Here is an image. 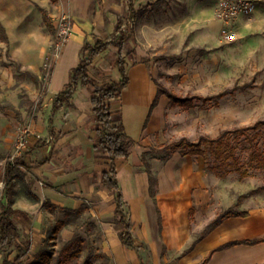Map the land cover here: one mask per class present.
I'll use <instances>...</instances> for the list:
<instances>
[{
    "label": "rangeland",
    "instance_id": "374dc122",
    "mask_svg": "<svg viewBox=\"0 0 264 264\" xmlns=\"http://www.w3.org/2000/svg\"><path fill=\"white\" fill-rule=\"evenodd\" d=\"M216 1L145 0V6L136 4L139 12L134 18L128 16L127 0H94L90 7L93 13L98 8L105 11L102 34L106 39L120 35L109 28L119 17L123 19V28L133 26L122 54L135 49L133 55L149 65L160 92L206 97L234 87L225 96L213 100L197 97L187 106L172 105L169 99L163 130L156 133L155 142L140 155L142 167H145L143 157L151 161L174 153L158 152L164 145L182 139L197 143L201 136L216 137L223 129L234 130L264 120V0L259 4L262 12L245 17L247 23L240 22L238 38L231 42L221 37V22L214 14ZM38 5L48 9L52 26L43 21ZM0 14L15 33L29 31L30 44L39 51L44 68L39 85L31 75L21 74L18 68L22 63L14 51L15 42H6L0 34V64L11 65L13 71V84L6 86L9 92L4 102L10 100L17 105V110L9 114L7 135L0 125L1 207L7 201L3 194L7 161L14 163L16 190L21 195L26 193L20 165L29 148L18 151L17 139L23 129H28L29 135L37 133L36 123L44 107L38 99L47 90L54 69L57 33L62 23L72 28L74 23L85 21L63 14L58 0H0ZM24 48L31 58L35 56L29 54L26 44ZM117 54L116 47H111L104 56L107 61L104 84L116 77L110 65ZM194 149L197 148L182 142L176 151L187 153ZM201 150L203 154L198 155L204 157L206 170L217 180L212 183L221 190L222 204L241 196V201H247L249 207H264V189H261L264 166L251 160L252 153L257 157L264 155V125L230 133L220 146L204 143ZM248 191L251 194L242 196ZM16 201L24 205L20 198ZM93 210L94 202L85 199L75 209L44 204L27 218L19 216L20 238L10 246L0 247V264L5 259L8 264H117L106 250L107 229L115 220L107 213L104 217Z\"/></svg>",
    "mask_w": 264,
    "mask_h": 264
},
{
    "label": "crops",
    "instance_id": "0c3cea01",
    "mask_svg": "<svg viewBox=\"0 0 264 264\" xmlns=\"http://www.w3.org/2000/svg\"><path fill=\"white\" fill-rule=\"evenodd\" d=\"M144 1L127 0L129 18L130 4L139 12L136 4L145 6ZM93 3L94 0H58L63 14L78 16L85 22L74 23L69 40L56 54L48 88L38 99V103L44 106L36 123L35 134L38 136L29 135V150L20 165L26 193L21 195L15 183L13 206L27 212L29 217L44 204L75 209L85 199L92 200L95 211L104 217L107 213L115 220L107 229L106 250L115 257L117 264H264V240L255 244L240 243L264 238L263 206L249 207L247 201H241L237 208L248 211L247 216H226L219 225L205 231L207 225L233 205L238 197L222 204L221 190L212 183L217 180L206 170L201 155L174 151L165 159L159 156L148 161L158 181L155 195H150L149 175L141 166L140 155L155 142L156 133L163 130L169 98L159 91L155 75L146 61L133 53L123 55L129 79L127 86L118 97L109 100L114 123L121 122L125 132L135 141L129 156L116 160L118 182L125 201V220L132 226L133 246L122 242L120 232L124 224L116 222L119 215L115 213V194L102 180L103 171L110 168L108 157L93 149L96 121L91 107L93 85L104 84L103 74L107 68L104 56L113 46L98 55L90 65L88 74L92 84L79 85L69 104L53 109L55 95L64 89L72 68L81 60L84 43L111 40L102 34L107 15L99 8L91 12ZM259 8L255 14L262 12ZM119 19L122 18L117 21ZM0 21L6 29L8 40L5 41L15 42L14 51L22 63L18 71L24 75H27L25 71L36 74L38 80L32 79L39 85L44 68L39 51L30 44L29 31L15 33L1 14ZM117 21L109 26L110 30H116ZM243 22L247 23V19L243 18ZM122 26L123 22L121 29L124 31L133 27L125 29ZM25 44L29 54H35L33 58L24 51ZM115 59L116 56L110 65L116 72L112 82L120 79ZM12 80V66L0 64V85L3 86L0 88V103L15 107L0 108V125L5 135L8 134L9 114L17 110L14 101L4 102L9 92L6 86L12 85ZM13 176L16 181L14 173ZM19 198L23 206L16 201ZM38 223L39 218L36 227ZM232 242L239 243L229 244Z\"/></svg>",
    "mask_w": 264,
    "mask_h": 264
},
{
    "label": "trees",
    "instance_id": "16d2710c",
    "mask_svg": "<svg viewBox=\"0 0 264 264\" xmlns=\"http://www.w3.org/2000/svg\"><path fill=\"white\" fill-rule=\"evenodd\" d=\"M39 10L42 12L43 21L48 25L52 26V20L49 16L48 10L40 5H38ZM138 11H135L133 5L130 4V16L134 18ZM122 19H119L116 23L115 29L120 32V35L111 40H101L97 39L94 44L92 43H84L82 46V57L79 64L72 68L70 72L69 82L65 85L64 89L58 92L53 100V109H59L64 106L65 103L69 104L70 99L74 93V90L79 85H91L92 82L89 79V67L94 61V59L100 55L102 52L110 48L111 46L116 47L117 49V57L115 59V66L118 69L120 74V79L118 82H110L103 85H93L92 97H91V107L94 113V119L96 121V134L93 139V149L95 152H101L107 155L108 164L110 168L108 170L103 171L102 180L103 183L109 187L113 193L115 194L116 199V208L115 213L119 215V218L116 219V222H120L124 224L123 230L120 232V238L124 244L129 246H133V237H132V226L129 222L125 220L124 213V196L123 191L118 182L117 175V167L116 160L118 158H127L130 154V149L134 145L135 141L131 138L124 129V126L121 122L114 123L112 118V111L109 100L115 97H118L121 91L127 86L129 79L125 68V57L123 56V49L125 48L126 43L131 38V34L133 32V27L128 28L126 31L121 29ZM0 34L4 38V40H8L5 26L0 21ZM134 51H129L127 54L131 55ZM27 75H31L32 78L38 80V76L30 71H25ZM234 90V87L227 88L222 92L217 94L209 95L203 97L201 95H196L193 97H181L177 96L173 93H165L169 97L172 105H180L187 106L191 104L192 99L194 98H205L206 100H213L218 97L225 96L231 93ZM1 109L12 108L15 107L11 104H1ZM264 125V120H257L252 125H244L242 127L236 128L234 130L231 129H223L218 136L209 137V136H201L197 143L188 142L186 139H182L180 142H176L173 144L164 145L158 152H164L165 154H169L171 151H176L182 144V142H187L189 146H192L194 151H190L187 153L191 154H203L201 150V146L204 143L210 144H218L219 146L225 142V138L230 133H236L239 131H248L249 129H257L259 126ZM183 154H186L185 152ZM145 162L146 172L149 175V192L150 195L154 196L156 192L157 178L154 175L151 165L148 160L143 157ZM252 161H257V163L261 166H264V155H259V157L255 156V153L251 155ZM4 188L3 194L6 197V203H4L0 207V247L10 246L13 243L17 242L20 238V229L16 222V217L19 215L28 216V213L15 208L13 206L14 202V188L15 181L13 176V164L10 161H7L5 164V173H4ZM264 189V185L261 187ZM252 191H248L244 193L242 196H246L251 194ZM241 202V196L237 198L236 202L228 207L227 209L221 211L217 217L207 225L205 231L217 226L220 222L229 215H239V216H247L249 214L248 211L238 209V205ZM65 209L64 207H60ZM264 238L255 239V240H245L240 241L248 244H255L260 241H263ZM239 242H232L229 244H234ZM228 244V245H229ZM21 253V252H20ZM3 264H8L7 259L4 260Z\"/></svg>",
    "mask_w": 264,
    "mask_h": 264
},
{
    "label": "built area",
    "instance_id": "2783aa9c",
    "mask_svg": "<svg viewBox=\"0 0 264 264\" xmlns=\"http://www.w3.org/2000/svg\"><path fill=\"white\" fill-rule=\"evenodd\" d=\"M262 0H217L214 7L215 17L221 22V37L226 42L238 38L237 30L243 18L254 14ZM65 18V17H63ZM71 27L62 23L57 33V49L59 50L70 38ZM28 129H23L17 139L18 151L28 147ZM51 138V137H50Z\"/></svg>",
    "mask_w": 264,
    "mask_h": 264
}]
</instances>
